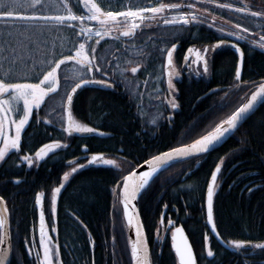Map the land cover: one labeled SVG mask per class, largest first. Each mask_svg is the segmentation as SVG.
<instances>
[{"label": "trees", "instance_id": "1", "mask_svg": "<svg viewBox=\"0 0 264 264\" xmlns=\"http://www.w3.org/2000/svg\"><path fill=\"white\" fill-rule=\"evenodd\" d=\"M122 1L104 0L105 9L123 11L125 6ZM134 1L133 8L157 2ZM159 2L184 5L192 0ZM227 2L229 0L196 3V7L201 9L198 14L204 17L203 23L171 27L165 26L163 20L157 17L146 22L150 26L141 25L137 36L132 40L124 37L115 40L113 37L119 35V32L113 29V35L105 36L99 45L95 44L96 38L88 42L96 48L101 62H111L120 57L112 76L118 86L101 88L90 85L77 95L72 108L74 122L94 127L97 133L103 132L104 135L93 133L68 136L63 132L62 128L66 127L65 101L62 100L65 91L63 81L58 95L53 94L40 109H34L30 126L26 127L22 135V151L10 153L6 162L0 165V195L6 200L9 209L13 242L10 264H34V252H42L39 247L38 209L35 203V195L40 191L45 192L43 204L46 230L50 231L53 241L61 245L63 264H130L129 231L120 199L112 191L118 181L120 169L100 162L89 165L83 156L104 153L105 159L116 160L126 174V161L138 165L153 154L190 143L201 135H206L239 107L241 97H245L254 88H244L241 91L235 87L238 57L230 45L237 41L244 51L242 85H252L254 82L258 84L264 80V50L251 42L239 41L234 36H222L217 28L223 27L227 32L230 25L239 21L256 36L264 35V32L254 27L251 19L240 18L226 9L216 7L217 3ZM243 2L257 7L264 6V0ZM53 3L55 12L58 3L56 0ZM168 14L176 15L174 12ZM2 26L3 22L0 21V28ZM40 39L46 41L48 47L37 50V61L43 58L44 53H48V58L51 59L53 43L56 45L58 58L60 52H67L77 43L75 34L69 30H45ZM220 39H224L225 46L214 48ZM173 43L178 44L177 70L182 74L180 79L175 77L176 80L173 81L174 92L167 91L162 72L163 60ZM189 47L214 49L209 51V76L202 72V68L198 70L193 64L189 70L184 68L182 61ZM125 48H128L127 52L124 51ZM160 49L164 51L161 52ZM130 58L136 59L141 71L134 78L128 76L132 83H122L124 77L119 74L120 71L136 66L128 64ZM74 71L73 64L62 66L61 75H67L71 82ZM28 75H39V71H28ZM145 81H148L146 85ZM137 93L142 95L138 96ZM173 98L179 106L175 111L170 110L168 104ZM153 119L155 124L152 123ZM53 140H59L68 147L57 150L55 155L49 154L44 161H39L31 168L21 163V156H34L39 147ZM85 147L87 151L84 150ZM201 159L205 160L197 171L185 178ZM221 160L222 171L214 198V218L218 231L225 239L264 242L263 102L221 146L202 157L187 159L162 170L143 192L139 210L154 264H178L171 246V236L161 226L165 210L166 223L169 219L178 217L184 225L196 252L197 264H264V252H253L252 249L231 252L223 248L204 225L207 183L211 172ZM69 161L77 163L69 165ZM79 164L86 166L73 173L65 184L58 198L53 220L50 215L51 189L59 187L63 183V174L70 172L71 167H79ZM16 179L21 183L16 184ZM248 188L254 190L249 192ZM53 225L57 228L56 232L51 231ZM205 233L211 237L210 243L216 253L214 258L206 257L203 241ZM29 249L33 254H29ZM93 255H96L94 263Z\"/></svg>", "mask_w": 264, "mask_h": 264}, {"label": "snow or ice", "instance_id": "2", "mask_svg": "<svg viewBox=\"0 0 264 264\" xmlns=\"http://www.w3.org/2000/svg\"><path fill=\"white\" fill-rule=\"evenodd\" d=\"M213 2L214 0H192V2L182 6L178 3H164L157 0L156 3L148 6H135V10L129 8L126 11H118L110 10V8L105 10L104 6L97 0H56L58 9L53 12V0H0V21L3 22V26L0 28V73H2L0 74V145H2L0 146V163L6 162L10 153L22 151V133L26 126H30V118L33 116L34 109H40L45 104L46 99L53 94L58 95L62 89V81L65 89L62 100L66 102L65 111L67 112V126L62 128L63 132L67 133L68 136H72L74 133L104 135L103 132L97 133L96 128L74 123L72 119L74 99L80 90L90 85H97L101 88L118 86L117 81L112 79V76L120 57L111 62L107 60L101 62L97 57L96 48L88 43L90 40L96 38L95 44L99 45L101 40L105 36H109L113 29L119 32V35L113 37L115 40H120L121 37L132 40L137 36V30L141 29V25L150 26L146 22L157 17L163 20L165 26L171 27H185L194 22L203 23L204 17L198 14L201 9L196 8V3L208 4ZM216 7L226 9L240 18L251 19L254 22V27L264 32V6L257 7L244 3L243 0H229L227 3H217ZM172 12L176 15L170 17L166 15ZM91 22H95V27L88 26ZM231 28L234 30L225 32L223 27H219L217 31L221 32L222 36H235L237 40H249L253 34L249 27L242 26L239 21L232 24ZM45 30L51 32L69 30L75 34L77 43L73 44V48L68 49L67 52H60L59 58L56 53V45L53 43L51 59L48 58V53H44L43 58L37 61V50L48 47L47 42L40 39ZM250 42L256 43L264 49V35L260 36L259 41ZM223 46H225V41L220 39L214 48L218 49ZM230 46L240 54L242 62L244 53L236 44ZM176 47L177 45L173 43L171 49L167 51L166 66L169 69L172 67L173 52ZM210 50L214 49L205 48L203 53L206 54ZM124 51L127 52L128 48H125ZM160 51L163 52L164 50L160 49ZM193 51L192 48L188 49L189 53ZM196 61H203V70L207 73L208 61L199 51L196 52ZM29 64H31L30 69ZM69 64L75 66L71 82L67 75H61L62 66L66 67ZM128 64H135L136 66L126 67L119 74L124 77L122 83L130 84L132 81L128 79V76L134 78L141 71V66L135 58L128 59ZM37 70L39 75H28V71L35 73ZM168 75V88L174 92L172 73L169 72ZM241 79V70L238 67L235 72V81L237 82L235 87L241 91L244 88H254L251 94L246 93L245 97H241L242 103L227 119L222 120L206 135H201L191 143L173 146L168 151L153 154L150 159H145L139 167L126 161L125 163H128L126 174L116 160L105 159L103 155H93L88 160L89 165L100 162L120 169L118 181L112 191L122 203L123 215L128 227L134 229L135 238L130 239V264H154L146 237L142 232L143 225L137 219L139 213L135 204L143 192L150 187L154 177L176 163H182L194 155L208 153L228 133L237 129L240 122L251 113L258 102H264V82L242 85ZM147 83L148 81H145V85ZM137 95L142 94L137 93ZM168 104L172 109L178 108L175 98L169 100ZM39 122L37 121V123ZM152 123H156L155 119L152 120ZM67 147V144L53 140L51 143H44L42 147H39L34 156L23 155L20 160L21 163L27 164L31 168L39 161H44L46 157H49V154L55 155L57 150ZM84 150L87 151V148L85 147ZM68 163L74 165L77 161H69ZM222 164L223 160L215 166V170L211 172V179L207 183L206 216L207 224L210 225V232L221 243L238 252L249 249H252L253 252L255 250L264 252V242L253 243L251 240L225 239L218 231V225L214 218V197ZM85 166L79 164V167H71L70 172L63 174V182H68L73 173ZM145 166L147 170H139ZM14 182L16 184L21 183L19 179ZM65 183H60L59 187L52 188L50 192V215L53 220L57 212L58 198L65 187ZM253 190L252 188L247 189L249 192ZM44 200L45 192L36 193L35 203L37 206H42ZM8 211L4 198L0 196V264H7L8 254L12 251V240L6 222ZM78 219L79 217H77ZM161 219L163 221V218ZM168 223L172 225L173 222L169 220ZM51 231H57L55 225ZM171 240L178 264H197V255L184 235L182 227L174 228ZM203 241L206 257L214 258L216 253L210 243L211 237L207 233H205ZM33 247H35L34 244ZM39 247L42 252L36 250L34 254L29 249V254H33L34 264H63L60 252L61 245L54 242L53 237L48 234L43 210L39 214Z\"/></svg>", "mask_w": 264, "mask_h": 264}, {"label": "water", "instance_id": "3", "mask_svg": "<svg viewBox=\"0 0 264 264\" xmlns=\"http://www.w3.org/2000/svg\"><path fill=\"white\" fill-rule=\"evenodd\" d=\"M237 45V44H236ZM240 49H241V47L239 46V45H237ZM233 48V47H232ZM233 50L236 52V54L238 55V57H239V61H238V67L240 68V70H241V76H242V72H243V65H244V56H243V61L241 62V57H240V54L233 48ZM241 51L243 52V50L241 49ZM174 53V52H173ZM244 53V52H243ZM165 61V78H166V84H167V88H168V79H169V75H168V73L169 72H171V69H172V67H173V65H174V61H173V63H172V67H171V69H169L166 65H167V56H166V60H164ZM237 67V68H238ZM94 86H97V85H94ZM169 89V88H168ZM82 90H80L79 92H78V94L81 92ZM77 94V95H78ZM77 95H76V97H77ZM76 97H75V99H76ZM74 99V100H75ZM66 103V102H65ZM263 102H258L257 104H256V106L254 107V109L251 111V113L250 114H248L247 115V117L243 120V121H241L240 122V124L238 125V127H237V129H235V130H233L232 132H230V133H228L219 143H217L214 147H213V149L212 150H214V149H216V148H218L219 146H221L227 139H229L238 129H239V127L247 120V119H249V117L257 110V109H259V106L262 104ZM177 109V108H176ZM66 126H67V112H66ZM73 135H76V136H78V135H87V134H80V133H74ZM170 150V149H169ZM212 150H210V151H212ZM166 151H168V150H166ZM209 151V152H210ZM165 152V151H164ZM204 154H206V153H204ZM93 155H103V154H91L89 157L91 158V156H93ZM200 155H203V154H200ZM104 156V155H103ZM194 156H197V155H194ZM193 157V156H192ZM202 162L203 161H201L199 164H198V167H200L201 165L200 164H202ZM144 163V162H143ZM143 163H141L140 165H142ZM138 167H139V165H138ZM198 167H196L195 169H193L192 171H190V172H188L187 173V175H186V177L188 178V176L190 177V175H192V174H194L195 172H196V170H197V168ZM140 171H144V170H147V168H146V166L144 167V168H140L139 169ZM219 177V176H218ZM210 179H211V177H210ZM210 179H209V181H210ZM218 180V179H217ZM207 189V188H206ZM1 196V195H0ZM5 200V199H4ZM5 202H6V200H5ZM44 203V202H43ZM135 204H136V210L138 211V213H139V215H138V217H137V219H139L140 220V222L142 223V225H143V221H142V218H141V214H140V210H139V199L135 202ZM6 205H7V203H6ZM123 207V206H122ZM7 208H8V206H7ZM37 209H38V234H39V214H40V211L41 210H43L44 211V204H42V206H37ZM205 209H206V194H205ZM9 210V209H8ZM163 221H162V223H164V215H163ZM125 220H126V218H125ZM6 222H7V227H8V230H9V234H10V236H11V240H12V233H11V225H10V221H9V211H8V213L6 214ZM127 222V221H126ZM172 225H167V228H168V230H170V229H172V231H174V228L175 227H182L183 228V230H184V235L187 237V239H188V242H189V244H191V246H192V248H193V251H194V253H196L195 252V250H194V247H193V245H192V241H191V239H190V237H189V235H188V233L186 232V230L184 229V226L182 225V224H177V222H178V219H176V220H172ZM206 225L209 227V229H210V225H208L207 224V220H206ZM130 230H131V232H132V234L134 235V229L133 228H130ZM142 232H143V234H144V236L146 237V240H147V244H148V247H149V251H150V245H149V242H148V238H147V235H146V232H145V229H144V225H143V228H142ZM212 234V233H211ZM39 236V235H38ZM212 236H213V238H215V236L212 234ZM135 238V237H134ZM216 239V238H215ZM220 244H222L223 246H225L226 248H230V247H227L225 244H223V243H221L220 242V240H218V239H216ZM231 249V248H230ZM12 254H13V242H12V251L8 254V257H7V264H10L11 263V260H12Z\"/></svg>", "mask_w": 264, "mask_h": 264}, {"label": "rangeland", "instance_id": "4", "mask_svg": "<svg viewBox=\"0 0 264 264\" xmlns=\"http://www.w3.org/2000/svg\"><path fill=\"white\" fill-rule=\"evenodd\" d=\"M137 1H141V0H137ZM97 2H99V3H101L103 6H104V8H105V5H104V0H97ZM133 2H136V1H134V0H123L122 1V3L124 4V6H125V10L124 11H126V10H129V8H132L133 10H135V8H133L132 7V3ZM183 6V5H182ZM197 8V7H196ZM106 10V9H105ZM166 15H168V16H170V14H166ZM137 22H139V21H137ZM95 22H93V24L91 23V24H89L88 26H90V27H95ZM113 33L114 32H112L111 33V35H113ZM207 76H209L210 74H211V61H209V63H208V71H207V73H205ZM31 119V118H30ZM74 123H77V122H74ZM78 124V123H77ZM27 127V126H26ZM22 135H23V133H22ZM21 141H22V137H21ZM0 146H2V145H0ZM0 165H1V163H0ZM71 177V176H70ZM70 179V178H69ZM63 182V181H62ZM63 183H65V182H63ZM67 183V182H66ZM65 183V184H66ZM47 231H48V234L51 236V234H50V231L47 229Z\"/></svg>", "mask_w": 264, "mask_h": 264}, {"label": "bare ground", "instance_id": "5", "mask_svg": "<svg viewBox=\"0 0 264 264\" xmlns=\"http://www.w3.org/2000/svg\"><path fill=\"white\" fill-rule=\"evenodd\" d=\"M205 211H206V209H205ZM206 220H207V216H206V219H205V221H204V225L207 227V229H208V231L210 232V229H209V227L206 225ZM165 223V225H168L169 223L167 222H164ZM183 225V224H182ZM184 226V225H183ZM186 230V229H185ZM187 232V231H186ZM211 233V232H210ZM219 243V242H218ZM221 246H223L222 244H220ZM171 246H172V242H171ZM223 248H225V249H227V250H229V251H231V252H237V250H235V249H233V248H226L225 246H223ZM173 249V248H172ZM160 254V253H159ZM93 263L95 262V259H96V255H95V257H94V255H93Z\"/></svg>", "mask_w": 264, "mask_h": 264}]
</instances>
